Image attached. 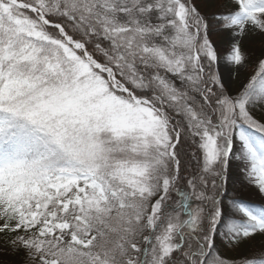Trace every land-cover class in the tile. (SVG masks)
<instances>
[{
	"label": "snow or ice",
	"instance_id": "1",
	"mask_svg": "<svg viewBox=\"0 0 264 264\" xmlns=\"http://www.w3.org/2000/svg\"><path fill=\"white\" fill-rule=\"evenodd\" d=\"M257 38L264 0H0L11 251L25 264H264V245L231 259L216 247L264 241V206L229 194L238 162L264 197V54L243 78L241 47Z\"/></svg>",
	"mask_w": 264,
	"mask_h": 264
},
{
	"label": "rangeland",
	"instance_id": "2",
	"mask_svg": "<svg viewBox=\"0 0 264 264\" xmlns=\"http://www.w3.org/2000/svg\"><path fill=\"white\" fill-rule=\"evenodd\" d=\"M213 39L216 41V45L218 48V52L221 56H223L227 49H228V40H227V34L226 33H216L213 37ZM261 43L260 39H252L249 41H246L244 43H242L241 47L244 48L245 52H249L250 51V47L255 48V50H257L259 48V45ZM252 66L251 64H249V71L247 73L244 74L243 78H246L247 76H250L252 73ZM220 70L222 73V76L225 80V83L229 86L230 89H234L236 86V82L234 81L232 74H231V69L227 68L223 62L221 63L220 66ZM238 179L239 182L237 185H230V195H239L240 198H247L248 200L251 201H258L260 203H264V197H262L258 191L255 188L246 186L243 184V175L242 173L239 171L238 169ZM231 187H235V189H232ZM262 245H264V241H262L261 239L256 238V240H254L253 242L247 244V245H243L244 249H247L246 253H243L241 248L235 249V250H231L230 252L233 254V256H238L239 255H249L250 253H256L261 247ZM8 248L7 251H5L4 249ZM11 255V254H15L13 251H11V249L8 247V243H7V238L5 236H0V264H6L3 263V256L5 255ZM253 255V254H252Z\"/></svg>",
	"mask_w": 264,
	"mask_h": 264
},
{
	"label": "trees",
	"instance_id": "3",
	"mask_svg": "<svg viewBox=\"0 0 264 264\" xmlns=\"http://www.w3.org/2000/svg\"><path fill=\"white\" fill-rule=\"evenodd\" d=\"M259 48L257 50H255V48L250 47V51L247 52L248 56H249V64H251L252 67H254L256 61L261 57L262 54H264V45H262V43L258 44ZM244 49V48H243ZM262 115H264V111L262 112H258L257 113V118H260ZM258 135V134H257ZM238 169H239V164L238 162H235L232 166V171H231V181H230V185L234 186L237 185L239 182V179L237 178L238 175ZM232 189H235V187H231ZM242 200L246 201L248 204H251L253 206H264V203H260L258 201H251L248 200L247 198H241ZM6 237V236H5ZM7 238V237H6ZM258 239H261L259 237H257ZM247 245V244H246ZM217 250L221 253V255L225 258H235V256H233V254L230 252V249L227 248L222 239H218L217 241ZM243 253H246L247 249H244L243 246L240 247ZM252 254L255 253H250L247 256H250ZM246 255H239V257H244ZM238 257V256H236ZM3 263L6 264H25V256L24 253L21 252L19 254H9V255H5L3 256Z\"/></svg>",
	"mask_w": 264,
	"mask_h": 264
}]
</instances>
